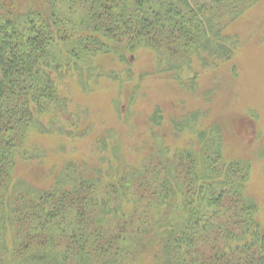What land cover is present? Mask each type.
Returning a JSON list of instances; mask_svg holds the SVG:
<instances>
[{"label": "trees", "instance_id": "1", "mask_svg": "<svg viewBox=\"0 0 264 264\" xmlns=\"http://www.w3.org/2000/svg\"><path fill=\"white\" fill-rule=\"evenodd\" d=\"M256 1L47 0L23 15L0 2V237L8 233L0 264H125L152 251L153 264H264L247 166L222 162L215 126L195 131L199 156L161 157L134 180L109 183L107 198L74 163L50 170L47 186L18 175L40 172L28 138L41 133L40 114L64 101V70L81 75L96 57L127 62L144 48L193 90L196 77L179 71L232 61L235 39L224 31ZM200 115L179 120L177 131L193 130ZM161 120L157 107L151 122Z\"/></svg>", "mask_w": 264, "mask_h": 264}, {"label": "rangeland", "instance_id": "2", "mask_svg": "<svg viewBox=\"0 0 264 264\" xmlns=\"http://www.w3.org/2000/svg\"><path fill=\"white\" fill-rule=\"evenodd\" d=\"M46 1L0 0L19 15L34 7L45 9ZM224 33L235 39L232 61L207 66L194 61L190 69L179 71L187 81L196 77L193 90L174 84L173 71L164 72L155 53L144 48L127 54V62L96 57L83 65V75L64 70L57 80L64 101L40 114L41 133L33 131L28 138V147L39 154L40 172L34 165L18 175L47 186L50 170L57 175L74 163L94 180L95 192L107 198L109 183L134 180L139 176L134 174L161 157L187 149L199 156L202 145L195 131L215 126L222 162L247 166L244 193L256 202V220L264 229V0ZM157 107L162 117L158 125L151 122ZM197 112L201 115L193 130L177 131L179 120ZM152 252L125 264H153Z\"/></svg>", "mask_w": 264, "mask_h": 264}]
</instances>
